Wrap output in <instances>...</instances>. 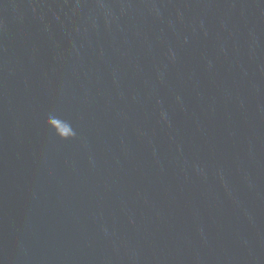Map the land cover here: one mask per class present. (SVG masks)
<instances>
[{
    "label": "water",
    "instance_id": "1",
    "mask_svg": "<svg viewBox=\"0 0 264 264\" xmlns=\"http://www.w3.org/2000/svg\"><path fill=\"white\" fill-rule=\"evenodd\" d=\"M0 264H264V0H0Z\"/></svg>",
    "mask_w": 264,
    "mask_h": 264
}]
</instances>
